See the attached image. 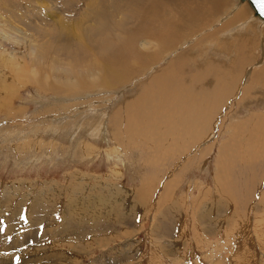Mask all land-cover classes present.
I'll use <instances>...</instances> for the list:
<instances>
[{"label": "rangeland", "instance_id": "rangeland-1", "mask_svg": "<svg viewBox=\"0 0 264 264\" xmlns=\"http://www.w3.org/2000/svg\"><path fill=\"white\" fill-rule=\"evenodd\" d=\"M19 1L25 3L27 0ZM33 1L48 11L59 12L55 19L65 21L60 2ZM243 2L227 0L222 10L217 9L214 15L210 11L201 12L205 15L201 21L193 29L183 28L179 37L173 38L174 46L162 53V56L166 53L165 59L157 65L164 66L169 59L182 54L179 57L181 67L193 70L196 66L214 64L217 66L215 75L223 79L231 69L229 79H234L235 97L227 96L214 105L206 96H199L207 106L203 116L209 124L202 128L200 124L205 118L196 119L198 123L194 126L188 123L192 119L186 115L187 123H183L174 108H160L148 118L133 111V105L143 102L142 97L136 96H143L142 91L156 68L145 69L116 88L88 91L89 94L79 95L72 102L52 91H39L33 83L21 86L28 76L34 79L48 64L35 61L38 66L32 68L24 54H28L27 45L33 38L37 40L36 36L21 23L14 24L13 14L0 5V20L5 23L0 22V43L5 51V54L0 53V264H264V126L257 127L254 121L248 120L255 112L264 117V89L257 84L255 88L259 87L260 95L258 90H252L258 81L264 82V20L254 15L242 32H225L243 20L245 11L235 15L238 9L235 5L245 6L246 12L253 11L246 0ZM165 8L163 14L167 19L178 18L171 4ZM14 12L15 15L20 13L19 10ZM137 14L141 13H134L128 22L131 26L132 22H138ZM225 21L226 29L216 30ZM68 23L73 31L75 21L70 19ZM14 27L18 32L13 30ZM166 27L165 31L173 32L171 27ZM119 32L120 39L126 36L125 32ZM219 35L224 36L222 40ZM71 36L75 37L72 33ZM139 44L134 42L140 50L151 48ZM8 52L16 55L15 64L20 74L17 70L11 73L10 65L4 62ZM14 83L21 87L13 88ZM248 84L251 87L244 92L246 101L237 102L243 86ZM151 90L153 94H159L157 90ZM119 106H125L128 113V118L124 117L125 121H122L129 122L124 124L127 135L131 132L138 137L137 130L141 125L136 124L150 122L140 127L147 134L143 140L118 138L116 144L104 141L100 131L107 128L108 137L119 133L113 128L115 125L111 126L110 118ZM61 117L65 118L62 123ZM195 117L192 115L193 119ZM79 119L78 125L73 124ZM86 119L90 121L86 122ZM69 123L70 131L66 136L53 134L47 128L49 124L58 127ZM249 124L255 128L251 130ZM90 130L97 138L88 134ZM230 136H234L233 139ZM188 138L192 139L186 142ZM121 143L128 150L125 154L119 153ZM115 145L117 150L112 149ZM105 151L112 154L117 151L120 157L113 155L109 159ZM69 176L73 178L68 181ZM84 176L88 178L87 186L80 189L76 184ZM49 181L56 187H47ZM28 182L32 186H27ZM61 188L64 190L59 194ZM111 188L120 192L103 191ZM80 196L88 198V202L81 204ZM58 197L60 201L56 199ZM70 198L76 201L70 207L77 211V216L80 214L79 218L64 217L63 204Z\"/></svg>", "mask_w": 264, "mask_h": 264}, {"label": "bare ground", "instance_id": "bare-ground-1", "mask_svg": "<svg viewBox=\"0 0 264 264\" xmlns=\"http://www.w3.org/2000/svg\"><path fill=\"white\" fill-rule=\"evenodd\" d=\"M45 1H48L51 4H53L54 2H60L64 8L61 13L66 17L65 21L59 22L57 19H55V16L57 14H59V12L48 11L46 8H42V6L40 4L36 3L37 1L35 2L33 0H27L25 3H23V2H20L19 0L18 1H16V0H4L2 3H0L1 7L5 8V11L7 8L9 10L8 12L10 14H13L12 16H14V17H13L12 22L14 24L21 23V25L24 26L27 30L32 31L34 34L33 36H36V38H37V40L33 38V42L28 43V45H27L28 54H24V56L31 62L32 68H36V66H38L37 64H35V61L36 62H46L48 64L44 68V71L42 73L38 71L36 73V75H35V73H33L35 76L32 74L35 77L34 79L31 78L32 76H28L27 79H25V80H27L26 83L24 81H22L21 86L25 85L27 83H31V84L33 83L38 87V90L40 89L39 91H45V92L52 91V93L53 92L57 93V95H63V96H66V98L68 97V100L71 101V100H75L77 98V96H79V95L82 96V95L87 94V93L89 94V92H92L96 89H101L103 91L104 89H107V88H110V89L116 88L117 86L124 83V81L126 79H128L129 77H132L133 75H137V74L138 75L142 74L145 71V69H147V71L148 70L151 71V68H156L155 73L152 75L149 82L145 85V89H143V91H142L143 96H139V95L136 96V98L142 97L143 102L140 104L136 103V105H133L132 106L133 111H135V113L136 112L137 113H143L148 118L150 113H152L153 111H157L160 108H163V109L164 108L165 109H173L174 108L175 110L176 109L178 110V114L181 116V118H180L181 120H184L186 118V115H187L190 119H192L188 123H192V125H194V126L198 123L196 119H198V121H199L200 117L205 118L204 123L200 124L201 128H202V125H204V124L209 125V124H208V119L206 118V116L205 117L203 116V115H206L204 110L206 109L207 106L204 105L205 102L203 103V98L201 99V97H200V99H199L200 95L206 96L209 99V101L210 100L212 101V104H214V105L216 103H218L219 101H221L222 99H225L227 96L235 97V95H236V92H235L236 88H235V85H233L234 79L231 81L229 79V74L232 72L231 69L229 71L228 76L223 79L220 76L215 75V73L217 71V66H215L214 64H212V66H210L208 64H206L204 66H196L193 70L188 69L186 67H181V65L179 63V61H180L179 57L182 56V54L172 57V59H169L164 66L160 65L159 67H157L159 62L164 60L166 57V53L163 56H162V53L164 51H166L169 47L174 46L172 44L173 38H178L180 35L179 32L183 28H192L193 26L198 24V22L201 21V17L205 16V15H201L200 14L201 12L202 13H208L210 11L214 15L217 9L222 10V7L227 2V0H45ZM167 4H171L174 7L173 9L175 10L176 14L178 15V18L173 19V20H170L168 18L169 19L168 20L166 18L167 16L166 17L164 16L163 13L166 9L165 7ZM236 4H238V3H236ZM234 5H232V6L234 7ZM244 7L245 6H239V4L235 5V8H238L236 13L234 12L235 15H240V13L243 11H245V12H244V16H242L243 20L240 22H237L235 27L231 31H227V30H225L226 28H224V25L226 24L227 21L222 22L223 26L217 28L216 30H219V29L225 30V32L227 34L228 33H240V32H242L244 30V28L246 27L247 22L252 21L253 16H254L253 11L252 12H246L247 9ZM205 8H207L208 10H205ZM15 10H19L20 13L18 15L17 14L15 15V12H14ZM138 11L143 16H141V14L140 15L137 14L139 16V18L137 19L138 22L137 23L132 22V26H133V24H137V25H135L132 28V26L128 22L131 20L134 13H136ZM167 11L169 12L168 9H167ZM165 14H167V13L165 12ZM227 15H229V14H227ZM70 19H73L75 21V24H76L75 29L73 31H71L70 25L68 23L70 21ZM0 22L2 24L4 23V21H1V20H0ZM127 23H128V26H130V29H129V27H127ZM167 25L173 29V30L171 29L173 31L172 33H170V32L168 33L167 31H165V28H167L166 27ZM0 30H1V28H0ZM13 30H15V31L17 30V32H18V29L15 27L13 28ZM119 30H121L122 32H125L126 36L122 37L120 39V37L117 36V35H119V33H121V32H119ZM184 31L186 32V30H184ZM17 32L15 34L16 37H18ZM20 32H22V31H20ZM191 32H192V30H191ZM225 32H223V33H225ZM71 33L75 37L71 36ZM187 33H188V31H187ZM221 35H223V34H221ZM221 35H219V36H221ZM111 37H113L116 42ZM221 37H222L221 39L219 38L220 40H222L224 36H221ZM19 39H21L22 41L25 40L26 42H28V39H26L24 37H19ZM136 41L140 42V44H142V45L139 44V46H143V45L148 46L149 45V47L151 46V48L147 47L148 49L140 50L139 48H137L138 45H134V42H136ZM215 42L213 44H215ZM136 44H138V43H136ZM174 44H175V42H174ZM211 44H212V42H211ZM211 44H208L207 46H209ZM241 45H242V43H241ZM190 47H191V45H190ZM243 47H245V46H243ZM3 48H2V43H0V53L5 54V51ZM173 51H176V50H173ZM15 61H16V55L13 52H8L4 57V62L7 63V66L10 65L9 68H10L11 73L16 72V70H17V73L20 74L19 69H18V65L15 64ZM134 62H137V65H134ZM7 66L5 65L6 69L8 68ZM7 70H5V71H7ZM210 73H212L213 75H211ZM19 77L21 78V76H19ZM2 79H3V76H2ZM11 82H14V81H11ZM151 82H153V84H150ZM258 82L253 85L252 90L257 91L259 89V87H258V89L255 88L257 86V84H259L261 89H264V87H263L264 82H261V81H260V83H258ZM16 83H14V84H16ZM13 85H11V87ZM148 85H149V87H148ZM16 86L21 87L20 84L18 83V85L17 84L14 85L13 88H15ZM250 87H251L250 84L243 86L242 90L240 91L239 95L237 96V98H239V100L237 102H240V103L243 102V99L246 96V95H244L245 94L244 92H246L247 89L249 90ZM152 88L157 90L159 92V94H153L154 91L151 90ZM79 91H82V92L79 93ZM257 93L258 94L260 93L259 90ZM146 94H147V96H145ZM260 98L262 99L263 96ZM79 100H81V99H79ZM125 100L123 101V103H126ZM126 106H130V105L126 104ZM119 107L120 108H118V109H116V107H115L112 114L110 112V114H111L110 116H112V117H110V118H112L111 126L115 125V127H113V128H115L119 131L118 135L115 136V135L111 134V135H109V137H108V135L106 136L107 128H106V130L100 131V134L102 135L104 141L110 140L113 144H116V141L118 138L123 140V138L133 139V138L137 137V136L135 137V135H133V134H130L131 133L130 131H129L130 132L129 135H127V133H126L127 131L125 132V129H126L125 125L126 124L128 125L129 122H122V121L125 118H128L127 117L128 113L125 112V110H126L125 106L124 107L119 106ZM212 107H213V105H212ZM129 108H131V106ZM198 109H199V111L197 112ZM177 110H176V112H177ZM168 112H170V111H168ZM194 114L196 116L195 119L192 118V115H194ZM167 115L165 117H168ZM183 115H184V118H183ZM136 116H138V115L136 114ZM64 119H65L64 117H61V118H59V121H61V123H62V121H64ZM248 120L254 121L255 125L257 127L264 126V124H263L264 123V117L259 116L258 114H256V112L252 113L251 118H249ZM89 121L90 120L86 119V122H89ZM159 121H161V120H159ZM92 122H94V121H92ZM103 122H104V120H103ZM61 123H59L58 125H60ZM79 123H80V119L75 121V122L73 121V124H75V125H78ZM149 123L150 122H147V121H141L139 124H136V125H141L140 127H143V125H147ZM183 123H187L186 120H184ZM251 124H252V122H251ZM55 126H56V124H49L47 126V128L50 131H52L53 134L60 133V134H63L65 136L70 131L69 130L70 129V123L67 125H64V126H58V127H55ZM248 126H250L249 128H251V130H252V128H255V127H252L250 124ZM140 127L137 130L138 141L143 140L147 136V134L143 133V129ZM193 129H195V128H193ZM195 131H197V130H195ZM205 132L207 133L209 131L207 130ZM36 133H37V131H36ZM79 133H80V131H79ZM90 133L93 136H96V134L91 130L88 132V134H90ZM244 133H242V134H244ZM101 135H99V136H101ZM246 135H248V134H246ZM201 136H203V135H201ZM230 137L233 139L234 136H230ZM94 138H97V136ZM99 138L100 137H98V139ZM189 138L186 139V142L189 140ZM237 138H238V136H237ZM237 138H235L234 140H236ZM198 139H200V138H198ZM202 139H203V137H202ZM202 139H200L199 141H201ZM244 139H245V137H244ZM181 140H182V138H181ZM242 141L244 143V140H242ZM183 142H185V141H183ZM224 143H226V142H224ZM250 143H252V142H250ZM184 144L185 143H183L182 146ZM192 144H193V142H192ZM246 144H247L246 147H248L249 144L248 143H246ZM194 145H195V142H194ZM184 146H185L184 148L186 150L187 147H186V145H184ZM117 147L118 146L115 145L112 149L117 150L118 149ZM222 147H223V145H222ZM121 148H122V150L119 151V153L122 152L125 154L128 152L127 148L122 143H121ZM234 149H235V147H234ZM242 150H244V149H242ZM206 151H207V149H206ZM246 151L244 153H247ZM105 152H106L107 158H109V159L113 158V155L120 157V155L117 151L116 152L113 151L115 154L110 153V151L109 152L105 151ZM183 152L185 153L184 150H183ZM222 152H223V150H222ZM219 153H217V154H219ZM226 153H227V151L224 154H226ZM231 153L232 152H230V154ZM250 153H252V152H250ZM220 154H219V159L222 158ZM253 154H254V152H253ZM175 155H176V153H175ZM225 157H227V155ZM237 158H235V160ZM171 159H173V158L171 157ZM246 159H244V160H246ZM221 160H223V159H221ZM120 161H121V159H120ZM122 161H123V159H122ZM219 162H221V161H219ZM248 169H250V168H248ZM76 170H77V168H76ZM218 170H220V169L218 168ZM242 170H244V169L242 168ZM183 171H184V169H183ZM86 176L82 177L81 180L78 179L79 181L77 182L76 187L81 189L86 185V183H87L86 180L88 179ZM71 178H73V176L67 177L68 181L71 180ZM220 178H217V179H220ZM73 182H75V181H73ZM221 182H223V181H221ZM63 183L65 184V182H63ZM229 183H230V181H229ZM64 184H62L61 187L65 189L66 186ZM11 185H14V184L11 183ZM29 185L30 184L28 182L27 186H29ZM56 185H58V184H56ZM102 185L103 184H101L100 186H102ZM169 185H171V184H169ZM30 186H32V184ZM49 186L56 187L55 183L54 182L50 183V181H49V184L47 187H49ZM92 186L93 185H91L90 187L92 188ZM15 187H16V185H15ZM33 187L35 189L36 186L33 185ZM62 188H61V190L57 189L59 194L61 192H63L64 189L62 190ZM12 189H14V188H12ZM43 190H45V188ZM107 190L114 193V194H117L120 192L119 189L117 190L115 188L106 189L103 191L105 192ZM39 191L40 190H38L37 192H39ZM65 191H67V190H65ZM37 192H35V193H37ZM28 193H30V192H28ZM127 193H129V192L127 191ZM7 194H9V192H7ZM59 194H58V196H59ZM10 195H11V192H10ZM45 195L47 196L49 194L46 193ZM46 196H45V198H46ZM95 196H96V194H95ZM230 196H232V195H230ZM59 197H61V195ZM59 197L56 199H59ZM82 197L83 196H80V200H79V202H81V204L88 202V200H89L88 198H82ZM87 197H88V195H87ZM37 198H39V197H37ZM51 198H53V197H51ZM103 198H105V197H103ZM232 198H234V197H232ZM27 199H29V198H27ZM60 199L58 201H60ZM94 200H96V199H93V201ZM49 201L53 202L50 199V197H49ZM94 202H97V201H94ZM118 202H120V201H118ZM43 203L46 204V201L45 202L43 201ZM67 203L63 204V205H65V206H63L64 217H67V218L68 217H71V218L78 217L79 218L80 214L78 213V216H77L75 214L76 210L74 211V209H72V207H70L71 203L75 204L76 201H74L72 198H70L67 201ZM99 205H101V204L99 203ZM132 205L134 206V204H132ZM107 207H109V206H107ZM98 208H100V207H98ZM69 209L72 210L74 213L72 211H70V213H68ZM87 209H88V207H87ZM93 210H94V208H93ZM78 212H80V211H78ZM157 214H159V213H157ZM45 216H46V214H45Z\"/></svg>", "mask_w": 264, "mask_h": 264}, {"label": "water", "instance_id": "water-1", "mask_svg": "<svg viewBox=\"0 0 264 264\" xmlns=\"http://www.w3.org/2000/svg\"><path fill=\"white\" fill-rule=\"evenodd\" d=\"M246 2L253 10V14L258 18L264 20V0H246Z\"/></svg>", "mask_w": 264, "mask_h": 264}]
</instances>
